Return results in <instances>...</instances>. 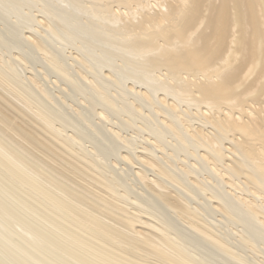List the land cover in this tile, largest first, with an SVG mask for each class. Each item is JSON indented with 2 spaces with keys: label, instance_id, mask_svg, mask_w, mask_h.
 <instances>
[{
  "label": "bare ground",
  "instance_id": "6f19581e",
  "mask_svg": "<svg viewBox=\"0 0 264 264\" xmlns=\"http://www.w3.org/2000/svg\"><path fill=\"white\" fill-rule=\"evenodd\" d=\"M0 15V264H264V0Z\"/></svg>",
  "mask_w": 264,
  "mask_h": 264
},
{
  "label": "rangeland",
  "instance_id": "374dc122",
  "mask_svg": "<svg viewBox=\"0 0 264 264\" xmlns=\"http://www.w3.org/2000/svg\"><path fill=\"white\" fill-rule=\"evenodd\" d=\"M14 19H15V18H14ZM14 19H13V20H14ZM15 28H16V26H15ZM16 29H19V28H16ZM0 30H2V31H5V30H6L5 32H7V35L9 34V35H8L9 38H11V39L13 38V36L11 37V35L14 34V33H13L14 30L11 28V26H9L8 24H6V23L4 22L3 17H2L1 15H0ZM7 30H8V31H7ZM9 31L12 32V33H10ZM8 32H9V33H8ZM13 40H14V39H13ZM14 49H15V51L19 52V50H17V48H14ZM69 51H70V50H69ZM28 52L30 53V51H28ZM28 52H26L27 54L25 53V56H24L25 58H26L27 55H28V57H29ZM23 54H24V53H23ZM30 56H31V53H30ZM28 57H27L26 59H28ZM38 63H39V64H38ZM31 64H33V65L30 66ZM41 65H43V64L40 63V62H37V63H30L29 65H27L28 69H27V68H26L27 70L25 69L26 73L28 72L27 75H28V74H32V73L34 74L35 72H37V73H35V74H39V73L41 74V72L43 71V70L41 69V67H42ZM32 67H33V68H32ZM34 68H35V69H34ZM31 70H32V71H31ZM33 70H34V71H33ZM35 70H36V71H35ZM39 70H40V71H39ZM42 73H44V72H42ZM41 75H42V78H41L42 80L40 79V81H43V80H44L43 75L45 76V78H46V75H45V74H41ZM41 75L38 76V79H39V77H40ZM51 76H52V75H51ZM47 81H48V82H47ZM47 81H46V79L44 80V82L49 83V88H50V87L52 88L51 91H52V90H55L56 92H54V91H52V92L56 93L55 95H57V92H58V91H61V90H60L59 88H57V85H56V84H55V86H54V84H53V86L55 87V88H54V87L52 86V83L50 84L49 79H47ZM64 93H65V92H64ZM66 93H67V92H66ZM66 93H65V94H66ZM66 95H68V94H66ZM68 99H69L70 101L73 100V99L71 100L69 97H68ZM73 101H74V100H73ZM73 101H72V102H73ZM73 103H77V102L75 101V102H73ZM108 122H110V121H108ZM111 122H112V121H111ZM111 122H110V125L113 124V122H112V124H111ZM108 124H109V123H108ZM114 126H116V125H114ZM117 127H118V126H117ZM134 129H135V128H134ZM134 129H133V128L126 129V130H124V134H125V135L128 134L129 136L132 135L133 137H135V138H134V139H135L134 141H135L136 144H135V143H133V144L139 146V148L137 149V151L145 152L144 150H142L143 147L146 145V144H144V143L147 142V143L150 144V142H148V141H146V139H144V138H145L144 134L142 135V133L139 134V132H137V130H136L137 128L135 129L136 131H135ZM127 130H129V131H127ZM136 133H137L138 136L136 135ZM133 144H132V145H133ZM86 145H89V144L87 143ZM135 145H134V146H135ZM127 147H128V146H127ZM131 147H132V146H130L129 148H131ZM155 150H156L157 152H161L160 149H158L157 147H155ZM161 153H162V152H161ZM150 154H151V153H150ZM159 154H160V153H159ZM159 154H158V155H159ZM151 155H153V154H151ZM159 156H160V155H159ZM134 157H136V155H135ZM176 163H177V161H176ZM178 163H179V162H178ZM127 166H129V167L131 166L130 168H131L132 170H133V169L135 170L136 168H138V169H143V168L140 166V164H131V163H128ZM122 167H123V168H124V167H125V168H129V167H126V166H124V165H122ZM132 167H133V168H132ZM125 168H124V169H125ZM130 168H129V170H131ZM138 169H136V170H138ZM132 170L129 171L128 173L134 172V171H132ZM142 171H144V169H143ZM149 173L152 174V175L154 174V172H151V171H150ZM240 193H241V192H240ZM197 204H198V203L195 201V204H192V206H193V207H196ZM144 217L150 219V218H149L148 216H146V215H144ZM213 218H215V219H219V217H217V218H216V217H213ZM215 219H214V220H215ZM212 221H213V220H212ZM137 226H138V228H141V227L144 228V227H145V226L142 225V224H139V225H137ZM238 229H240V228H238ZM260 260H262V259L260 258Z\"/></svg>",
  "mask_w": 264,
  "mask_h": 264
}]
</instances>
